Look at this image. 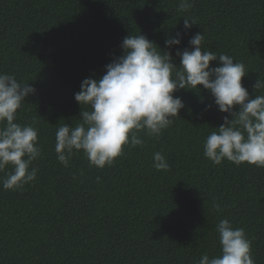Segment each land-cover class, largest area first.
I'll list each match as a JSON object with an SVG mask.
<instances>
[{
    "label": "trees",
    "instance_id": "16d2710c",
    "mask_svg": "<svg viewBox=\"0 0 264 264\" xmlns=\"http://www.w3.org/2000/svg\"><path fill=\"white\" fill-rule=\"evenodd\" d=\"M179 2L0 0V73L35 88L16 122L32 124L42 148L33 182L16 191L0 184V264H199L220 255L216 226L225 218L245 230L255 264H264V168L204 157L206 138L228 114L202 86L175 92L184 103L178 118L159 139L139 133L143 146H125L111 167H90L82 152L67 168L56 158L57 128L74 126L84 110L74 100L81 82L101 78L128 35L165 51L190 19L195 25L168 50L172 62L201 33L202 51L245 65L250 99L264 95L253 88L264 81V0H190L183 13ZM156 152L169 171L152 166Z\"/></svg>",
    "mask_w": 264,
    "mask_h": 264
},
{
    "label": "clouds",
    "instance_id": "9594fccd",
    "mask_svg": "<svg viewBox=\"0 0 264 264\" xmlns=\"http://www.w3.org/2000/svg\"><path fill=\"white\" fill-rule=\"evenodd\" d=\"M190 0H180L178 11L187 12ZM195 22L184 19V33ZM182 33L165 40V49L179 46ZM204 36L195 34L188 48L176 51L179 65L168 50L162 51L143 35L126 36L120 48L122 55L105 66L99 78H86L74 100L84 110L80 122L60 125L55 132L56 158L64 167L82 152L90 167L103 169L113 166L124 155L125 146H143L139 133L159 139L184 103L173 94L181 89L199 91L202 86L213 98L220 113H227L221 126L212 131L203 145V155L214 165L222 161L239 166L248 164L264 168V95L249 98L242 86L245 65L234 62L227 54L202 51ZM218 61V66L210 67ZM255 91L264 89L258 77ZM35 88L18 82L13 75L0 73V179L4 190H22L37 177L33 161L41 157L38 130L32 125L16 122L17 111ZM238 108V111H233ZM229 116L232 117L229 120ZM157 171H169L170 165L161 152L153 154ZM11 167V172L5 170ZM99 177L97 181L99 182ZM219 208L218 205H216ZM220 255H203L199 264H255L251 241L243 228H234L228 219L216 226Z\"/></svg>",
    "mask_w": 264,
    "mask_h": 264
}]
</instances>
